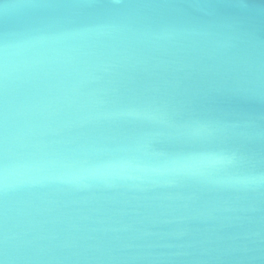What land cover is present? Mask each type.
<instances>
[{"label": "water", "instance_id": "1", "mask_svg": "<svg viewBox=\"0 0 264 264\" xmlns=\"http://www.w3.org/2000/svg\"><path fill=\"white\" fill-rule=\"evenodd\" d=\"M65 2L0 0V259L264 264V0Z\"/></svg>", "mask_w": 264, "mask_h": 264}, {"label": "snow or ice", "instance_id": "2", "mask_svg": "<svg viewBox=\"0 0 264 264\" xmlns=\"http://www.w3.org/2000/svg\"><path fill=\"white\" fill-rule=\"evenodd\" d=\"M122 0H112V4H104L101 3L100 0H67V2L58 4V5H50V6H60V7H90V8H104L110 7L113 5L121 4ZM8 4H3V8L6 9ZM132 6V5H128ZM138 6H168V5H138ZM0 264H5L3 259H0Z\"/></svg>", "mask_w": 264, "mask_h": 264}, {"label": "clouds", "instance_id": "3", "mask_svg": "<svg viewBox=\"0 0 264 264\" xmlns=\"http://www.w3.org/2000/svg\"><path fill=\"white\" fill-rule=\"evenodd\" d=\"M9 7H11V6L9 5L8 7H6L5 10H7ZM219 159H223V157H221V158H219ZM228 159L231 160V159H234V157H229Z\"/></svg>", "mask_w": 264, "mask_h": 264}]
</instances>
